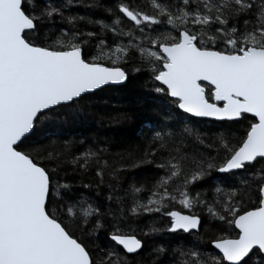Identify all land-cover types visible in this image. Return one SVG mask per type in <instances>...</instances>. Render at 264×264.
Instances as JSON below:
<instances>
[{
    "label": "snow or ice",
    "instance_id": "6c2138e0",
    "mask_svg": "<svg viewBox=\"0 0 264 264\" xmlns=\"http://www.w3.org/2000/svg\"><path fill=\"white\" fill-rule=\"evenodd\" d=\"M0 264H264V0H0Z\"/></svg>",
    "mask_w": 264,
    "mask_h": 264
},
{
    "label": "trees",
    "instance_id": "16d2710c",
    "mask_svg": "<svg viewBox=\"0 0 264 264\" xmlns=\"http://www.w3.org/2000/svg\"><path fill=\"white\" fill-rule=\"evenodd\" d=\"M102 2H105V0H102ZM154 95L153 93L145 92L138 85L131 86L120 93H113L111 94L110 107H122L129 111L132 117L129 121L123 124L105 122L104 126L99 128L95 123L85 127L80 125L69 126L63 134L68 139H79L86 135H91L94 131H98L100 134L111 136L119 144L121 140L133 136L138 127L152 117L151 108L154 104L152 96ZM112 150H116L115 145Z\"/></svg>",
    "mask_w": 264,
    "mask_h": 264
}]
</instances>
